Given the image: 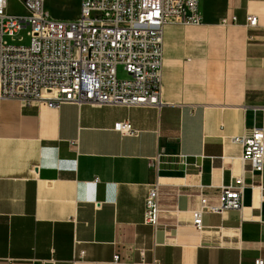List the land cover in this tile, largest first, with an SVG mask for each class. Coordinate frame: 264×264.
Returning <instances> with one entry per match:
<instances>
[{
	"label": "crops",
	"instance_id": "0c3cea01",
	"mask_svg": "<svg viewBox=\"0 0 264 264\" xmlns=\"http://www.w3.org/2000/svg\"><path fill=\"white\" fill-rule=\"evenodd\" d=\"M17 1L9 15L26 14ZM81 3L45 0L56 20ZM200 14L164 29L160 107L0 100V264L264 261V167L232 142L264 128V0H201ZM239 178L242 209L203 213L197 228L201 197L215 204ZM153 184L158 228L144 223Z\"/></svg>",
	"mask_w": 264,
	"mask_h": 264
},
{
	"label": "built area",
	"instance_id": "2783aa9c",
	"mask_svg": "<svg viewBox=\"0 0 264 264\" xmlns=\"http://www.w3.org/2000/svg\"><path fill=\"white\" fill-rule=\"evenodd\" d=\"M20 2L26 14L12 16L8 0H0V100L25 105L160 107L165 27L203 23L201 0H82L73 20L52 18L45 0ZM248 22L255 26L257 18L249 16ZM26 29L29 44L24 45L25 37H18ZM119 66L128 78H118ZM114 127L122 134L134 133L129 122ZM232 142L243 147L252 172H262L264 128H253ZM242 186L241 178L222 186L215 204L202 196L194 225L203 227V213L241 210ZM160 196L159 184H153L145 199L144 223L154 228L161 224Z\"/></svg>",
	"mask_w": 264,
	"mask_h": 264
},
{
	"label": "rangeland",
	"instance_id": "374dc122",
	"mask_svg": "<svg viewBox=\"0 0 264 264\" xmlns=\"http://www.w3.org/2000/svg\"><path fill=\"white\" fill-rule=\"evenodd\" d=\"M16 10H18L19 12H24L23 11V7H22V5L17 1V3H16ZM27 32H28V30L26 29V30H23L21 33H20V36L18 37V38H20V37H25V40H24V42H22L24 45H27V44H29V38L27 37ZM18 38H16V41H15V43H20V42H18ZM10 43H12V41H11V39H7ZM117 74H118V78L119 79H126V78H128V75L125 73V71H124V69H123V67H121V66H119L118 67V72H117Z\"/></svg>",
	"mask_w": 264,
	"mask_h": 264
}]
</instances>
